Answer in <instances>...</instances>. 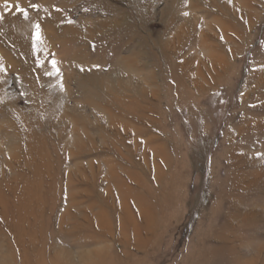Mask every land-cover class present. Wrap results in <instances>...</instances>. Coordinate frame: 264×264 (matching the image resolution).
Listing matches in <instances>:
<instances>
[{
  "label": "rangeland",
  "instance_id": "rangeland-1",
  "mask_svg": "<svg viewBox=\"0 0 264 264\" xmlns=\"http://www.w3.org/2000/svg\"><path fill=\"white\" fill-rule=\"evenodd\" d=\"M0 51V264H264V0H0Z\"/></svg>",
  "mask_w": 264,
  "mask_h": 264
},
{
  "label": "bare ground",
  "instance_id": "bare-ground-1",
  "mask_svg": "<svg viewBox=\"0 0 264 264\" xmlns=\"http://www.w3.org/2000/svg\"><path fill=\"white\" fill-rule=\"evenodd\" d=\"M203 2V1H202ZM227 5H229L230 6V1H228L227 2ZM232 6V5H231ZM230 6V7H231ZM233 8H235L236 10H237V8L236 7H233ZM52 15H53V13H52ZM58 17V16H57ZM65 17V16H64ZM51 19H52V17H50ZM62 18V17H61ZM36 20V19H35ZM53 20H54V18H53ZM64 20V19H63ZM60 22H62V20H59ZM67 21V20H66ZM43 22H45V21H43ZM59 22V23H60ZM64 23H66L65 21H63ZM62 22V23H63ZM42 23V22H41ZM116 23H118V21L116 22ZM28 25V24H27ZM46 25H48V24H46ZM51 25H52V22H51ZM77 26V25H76ZM59 27H60V24H59ZM70 27V26H69ZM69 27H66V29L68 30V32H70V33H74V32H72V31H70L69 30ZM28 28H30V27H28ZM62 28V27H61ZM27 29V28H26ZM47 29H49V28H47ZM52 29V28H51ZM84 29V28H83ZM91 29V28H90ZM22 30V29H21ZM20 30V31H21ZM88 30V29H87ZM76 31V30H75ZM28 33V32H27ZM81 33V32H80ZM33 34V33H32ZM45 34H47V33H45ZM49 34V33H48ZM66 34V33H65ZM53 35H54V33H53ZM75 35V34H74ZM89 35V34H88ZM56 36V35H55ZM54 36V37H55ZM73 36V35H72ZM76 36V35H75ZM53 37V38H54ZM87 37V36H86ZM76 38V37H75ZM37 39V38H36ZM44 39V38H43ZM42 39V40H43ZM46 40V39H45ZM48 40V39H47ZM82 40H83V38H82ZM81 40V41H82ZM90 40V39H89ZM45 43V42H44ZM63 43V42H62ZM68 43V42H67ZM50 44V43H49ZM48 44V45H49ZM43 47H45V45L43 44V43H40V46H39V49L40 48H42V46ZM63 45V44H62ZM68 45V44H67ZM71 45V44H70ZM71 47V46H70ZM76 47V46H75ZM78 49V48H77ZM76 49V50H77ZM92 49V48H91ZM66 50V49H65ZM39 51V50H38ZM45 51H47V50H45ZM0 53H1V51H0ZM56 53V52H55ZM58 53V52H57ZM63 53V52H62ZM66 53V52H65ZM5 54V53H4ZM43 54V53H42ZM47 54V53H46ZM8 55V54H7ZM76 56V55H75ZM8 57V56H7ZM11 57V56H10ZM13 58H14V56H12ZM60 58V57H59ZM1 56H0V61H1ZM3 60V59H2ZM7 60H8V58H7ZM14 60V59H13ZM58 62V61H57ZM3 64V63H2ZM8 64V63H7ZM14 65V64H13ZM76 65H79V64H76ZM15 66V65H14ZM8 67V66H7ZM73 67V66H72ZM6 68V65H4L3 64V66H0V71H4V69ZM218 68H219V66H218ZM52 72H54V71H52ZM77 72H81L80 70H77ZM218 72V71H217ZM57 73V72H56ZM54 75V74H53ZM117 76H121V75H117ZM100 78H101V76L99 75L97 78L96 77H93V78H91V79H89L91 82H94V83H99V81H100ZM116 83V82H115ZM65 93H66V91H65ZM68 109V108H67ZM66 109V110H67ZM70 110V109H69ZM52 111V110H51ZM65 115V114H64ZM63 115V116H64ZM16 116V115H15ZM61 118V117H60ZM67 118V117H66ZM22 119V118H21ZM48 119V118H47ZM58 119V118H57ZM17 120H20V119H17ZM66 120H68V119H66ZM5 121V120H4ZM10 121V120H9ZM8 121V122H9ZM65 121V120H64ZM69 121V120H68ZM11 122V121H10ZM18 122H20V121H18ZM46 122H48L47 120H46ZM53 122V121H52ZM63 122V121H62ZM55 123V122H54ZM4 124V123H3ZM6 124V123H5ZM18 124V123H17ZM57 124V123H56ZM8 125V124H7ZM11 126H13V125H11ZM47 126V125H46ZM10 127V126H9ZM3 128H5V126L3 127ZM12 128H15L14 126L12 127ZM52 128V127H51ZM58 128V127H57ZM16 129V128H15ZM62 131H63V129H61ZM2 131V130H1ZM4 131V130H3ZM6 131V130H5ZM64 131H66V130H64ZM13 132V131H12ZM57 132V131H56ZM61 132V131H60ZM82 131H80V133H81ZM2 133V132H1ZM15 133V132H14ZM67 133V132H66ZM65 133V134H66ZM8 134V133H7ZM13 134V133H12ZM18 134V133H17ZM8 135H10V133L8 134ZM5 136V135H4ZM12 137H13V135H11ZM18 137H19V135H18ZM85 137V136H84ZM5 138V137H4ZM3 138V139H4ZM20 138V137H19ZM26 138V137H25ZM24 138V139H25ZM40 138V137H39ZM38 137H37V139H39ZM2 139V138H1ZM16 139V138H15ZM14 139V140H15ZM35 139V138H34ZM34 139H32V140H28V146L26 145V153L24 154V161H21L20 159L22 158L21 157V154H19V150L18 149H14L13 151H12V153H10L11 151H10V149H8V148H5L3 145H0L1 147H0V155H2V154H4V155H8V157H9V155H11V158L9 157V160H5V162L4 163H2V162H0V205L2 204V202H4V201H2V198L6 195V194H8L9 196H10V198H13V200L20 206L18 209L19 210H28V205L30 204V202L32 201V199L34 198L35 199V188L37 187V184H35L34 182H36V181H34V178H30V177H27L26 175H24V174H22V173H20V174H18V175H16V176H14V175H10V176H14V177H10L9 175V177L7 178V179H4L3 177L4 176H6L7 175V171H10V173H11V171H13V172H15L14 170H15V168H17L18 169V167L19 166H27V165H29V164H31V163H33V164H35L36 166H37V164L39 163V162H41V160H42V154L41 153H36L35 151H34V147H33V142L32 141H34ZM46 139V138H45ZM79 140V139H78ZM39 141V140H38ZM42 141V140H41ZM10 142V144H11V141H9ZM80 142V141H79ZM7 142H5V144H6ZM67 143V142H66ZM78 143V142H77ZM9 144V143H8ZM8 144H7V146L6 147H8ZM9 144V145H10ZM15 144V143H14ZM68 144V143H67ZM71 144V143H70ZM42 145V144H41ZM44 145H46V143L44 144ZM66 145V144H65ZM11 146V145H10ZM41 147V146H40ZM72 147V146H71ZM43 150H44V148H42ZM18 150V151H17ZM72 149H70V151H71ZM23 151V150H22ZM45 153H46V151H45ZM51 153V152H50ZM49 153V154H50ZM52 157V156H51ZM4 159V158H3ZM8 159V158H7ZM1 160V159H0ZM31 166H33V165H31ZM52 170V169H51ZM50 173H51V171H50ZM6 174V175H5ZM2 175H3V177H2ZM51 175V174H50ZM36 185V186H35ZM35 187V188H34ZM38 188V187H37ZM8 198V197H7ZM5 204V203H4ZM39 204V203H38ZM37 204V205H38ZM3 205V204H2ZM36 205V204H35ZM40 205V204H39ZM6 206V205H5ZM43 206V205H42ZM1 207V206H0ZM4 207V206H3ZM40 207V206H39ZM3 209V208H2ZM1 209V210H2ZM34 210H35V208H33ZM33 209H32V211H33ZM0 210V211H1ZM70 210V209H69ZM5 212V211H4ZM34 212H38L37 211V209H36V211H34ZM42 213V212H41ZM1 214V213H0ZM6 214V213H5ZM4 214V215H5ZM33 214H35V213H33ZM39 214V213H38ZM3 215V216H4ZM68 215V214H67ZM36 216V215H35ZM43 216V215H42ZM1 219V218H0ZM33 219V218H32ZM4 220V219H3ZM31 222V221H30ZM4 223H5V221H4ZM30 224V223H29ZM32 224H33V222H32ZM37 224H38V220H37ZM35 225V224H34ZM40 227V226H39ZM33 228V227H32ZM36 228V227H35ZM37 230V229H36ZM39 230H40V228H39ZM31 231H33L32 229H31ZM34 232V231H33ZM32 232V233H33ZM39 232V231H38ZM35 233V232H34ZM66 254V256L70 259L71 258V254L69 253V252H66L65 253ZM53 255V254H52ZM52 255H51V257H52ZM55 255V254H54ZM104 255V254H103ZM108 256V255H107ZM83 258H82V260L83 259H85V258H87L88 257V255H83L82 256ZM102 257V256H101ZM67 258V259H68ZM104 259V258H103ZM257 260V259H256ZM255 260V261H256ZM57 261V260H56ZM98 262V261H97ZM96 262V263H97ZM255 263V262H254ZM3 264V263H2ZM98 264V263H97ZM101 264V263H100ZM256 264V263H255Z\"/></svg>",
  "mask_w": 264,
  "mask_h": 264
},
{
  "label": "snow or ice",
  "instance_id": "snow-or-ice-1",
  "mask_svg": "<svg viewBox=\"0 0 264 264\" xmlns=\"http://www.w3.org/2000/svg\"><path fill=\"white\" fill-rule=\"evenodd\" d=\"M37 28H39V25H37Z\"/></svg>",
  "mask_w": 264,
  "mask_h": 264
}]
</instances>
